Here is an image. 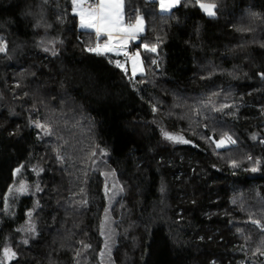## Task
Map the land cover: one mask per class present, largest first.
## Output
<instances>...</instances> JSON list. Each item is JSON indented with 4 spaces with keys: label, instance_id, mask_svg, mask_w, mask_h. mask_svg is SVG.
<instances>
[{
    "label": "trees",
    "instance_id": "trees-1",
    "mask_svg": "<svg viewBox=\"0 0 264 264\" xmlns=\"http://www.w3.org/2000/svg\"><path fill=\"white\" fill-rule=\"evenodd\" d=\"M202 2L125 0L133 77L71 0H0V264H264V0Z\"/></svg>",
    "mask_w": 264,
    "mask_h": 264
},
{
    "label": "snow or ice",
    "instance_id": "snow-or-ice-1",
    "mask_svg": "<svg viewBox=\"0 0 264 264\" xmlns=\"http://www.w3.org/2000/svg\"><path fill=\"white\" fill-rule=\"evenodd\" d=\"M45 3L48 0H44ZM157 0H153V3H156ZM187 2V0H186ZM73 5L74 14L79 18V26L82 29H90L95 35L96 44L95 47H89L87 51L93 52L96 55H104L107 56L108 53L115 52L117 55L123 53V55L127 58L128 52L126 51L128 42L130 40H136L140 34L145 31V18L143 15L138 14V11H134L131 15L126 17L125 12V0H95L94 3H88L87 0H71ZM181 0H158L159 10L162 13H171L174 8L179 6ZM195 3L198 7L209 17H216L217 5L215 3H204L202 0H195ZM253 17L264 19V17H259L258 14L252 13ZM238 31H246L248 29H237ZM101 37H105L106 39L101 43ZM143 47L148 52H156V45L143 44ZM264 47V44L261 45ZM7 45L0 41V53L6 52ZM45 51H48L46 48ZM132 74L133 76L136 74L137 68H140L141 74L143 75L142 62L139 58V53H135L132 57ZM109 62H112L111 60ZM155 63V61H152ZM116 67L121 68L127 71L124 68V64L119 61L115 62ZM261 77L264 78V73H260ZM227 107V105H224ZM157 109H153L156 111ZM220 111V109H216ZM36 126L45 129L46 135H52L53 131L50 127H46V125L36 122ZM164 138L173 143H189L188 140H185L183 137L174 136L168 133H164ZM231 143H235L231 137L227 138ZM225 142L221 140L218 146L223 145ZM106 155V153H101ZM97 155L96 152H92L91 156L94 158ZM62 158V157H61ZM251 159V157H249ZM233 167H237L235 163L232 165ZM253 172L257 171L256 167L251 169ZM20 171L19 168L16 169L18 173ZM114 175V173H113ZM114 189H117L113 195L120 194L124 192V188L122 185H117L116 183L112 186ZM163 190V189H162ZM17 191H26V186L21 185ZM82 204L87 203V201H81ZM31 216V213H29ZM254 225L260 226L259 221L252 220ZM31 231H35L34 228ZM27 243V241H25ZM106 247L108 245L106 244ZM5 258L15 257L16 253L11 251V249H4Z\"/></svg>",
    "mask_w": 264,
    "mask_h": 264
},
{
    "label": "rangeland",
    "instance_id": "rangeland-1",
    "mask_svg": "<svg viewBox=\"0 0 264 264\" xmlns=\"http://www.w3.org/2000/svg\"><path fill=\"white\" fill-rule=\"evenodd\" d=\"M87 1H88V0H87ZM151 1H153V0H151ZM181 1H182V0H181ZM157 2H158V0H157ZM174 9H175V8H174ZM158 10H159V4H158ZM73 12H74V9H73ZM159 12H161V11L159 10ZM161 13H162V12H161ZM140 15H141V14H140ZM145 27H146V24H145ZM80 28H81V27H80ZM81 29H82V28H81ZM85 30H90V29H85ZM144 32H145V31H144ZM144 32H143L142 34H140V36H142V35L144 34ZM140 36H139L136 40H130V41L128 42V45H127V49H126V51H129V50L132 51L131 48L133 47V45H135L136 43H138ZM105 39H106V38H105ZM132 52H133L132 56H133L135 53H137V52L139 53V58H140V61L142 62V68H143V73H144V64H143V59H142L141 53H140L138 50H133ZM111 53L116 54L115 52H111ZM119 55H122V56L125 58V61L120 62V63L124 64V68H125V69H127V68H126V65L128 64V65H129V69H128V70L130 71V75L133 76V74H132V60H131V57H132V56H129V57L126 58V57L123 55V53H121V54H119ZM138 75H142L139 67L137 68L136 74H135L133 77L138 76ZM220 141H221V140H220ZM220 141L216 142V145H217L218 148H225V147H228V146H230L231 144H233V143H231V141H229V140L226 138V139H223V141H224L225 143H224L223 145H221V146H218V144H219ZM21 185H23V184H20V185L17 187V189H19ZM17 189H16V193H17L19 196L22 195V194H23V191H17ZM12 258H13V257L5 258V260H6V262H9Z\"/></svg>",
    "mask_w": 264,
    "mask_h": 264
},
{
    "label": "crops",
    "instance_id": "crops-1",
    "mask_svg": "<svg viewBox=\"0 0 264 264\" xmlns=\"http://www.w3.org/2000/svg\"><path fill=\"white\" fill-rule=\"evenodd\" d=\"M83 30H85V29H83ZM88 31H92V30H88ZM104 39H105V37H104ZM108 54H112L114 56L120 57L119 62L125 61V58L122 55H117V54H113V53H108ZM132 54H133V52H132ZM130 56H132V55H130ZM126 68H127L126 70L130 73V71L128 70L129 69V65L128 64L126 65Z\"/></svg>",
    "mask_w": 264,
    "mask_h": 264
},
{
    "label": "built area",
    "instance_id": "built-area-1",
    "mask_svg": "<svg viewBox=\"0 0 264 264\" xmlns=\"http://www.w3.org/2000/svg\"><path fill=\"white\" fill-rule=\"evenodd\" d=\"M88 3H94L95 2V0H88L87 1ZM128 52V56H130V55H132V51H127Z\"/></svg>",
    "mask_w": 264,
    "mask_h": 264
}]
</instances>
